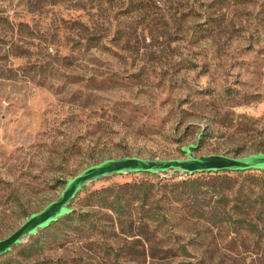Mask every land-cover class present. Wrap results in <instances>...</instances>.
Masks as SVG:
<instances>
[{
  "label": "rangeland",
  "instance_id": "1",
  "mask_svg": "<svg viewBox=\"0 0 264 264\" xmlns=\"http://www.w3.org/2000/svg\"><path fill=\"white\" fill-rule=\"evenodd\" d=\"M197 143L198 157L264 152V0H0V240L92 165L182 159ZM198 174L92 181L71 202L72 218L38 230L0 264H110L88 258L98 249L86 247L94 237L80 231V215L106 226L103 242L122 243L100 207L113 193L96 191L139 181L155 185L159 230L189 243V259L216 263L220 239L161 186Z\"/></svg>",
  "mask_w": 264,
  "mask_h": 264
},
{
  "label": "trees",
  "instance_id": "2",
  "mask_svg": "<svg viewBox=\"0 0 264 264\" xmlns=\"http://www.w3.org/2000/svg\"><path fill=\"white\" fill-rule=\"evenodd\" d=\"M187 176L178 181L175 175L164 177L161 186L167 199L184 202L189 208L187 216L204 223L211 229L213 240L218 237L222 242V256L211 264H264V171H222ZM152 186L154 183L139 181L96 191L113 193L114 199L100 207L112 212L104 213L110 225L107 227H111L114 237L122 236L123 242H103L100 238H104L102 234L106 231L102 228L106 226H100L91 212L81 214L80 231H88L94 237L85 245L97 248L98 252L93 257L86 253L77 258L83 261V257L101 259L110 264H207L203 259H189L192 256L189 243L159 230L162 221L156 212L157 201L153 199L150 203L152 194L155 195ZM116 199L125 200L128 206L137 203L143 208V214L134 217L124 205L116 206ZM73 214L74 209L64 217L69 219Z\"/></svg>",
  "mask_w": 264,
  "mask_h": 264
},
{
  "label": "water",
  "instance_id": "3",
  "mask_svg": "<svg viewBox=\"0 0 264 264\" xmlns=\"http://www.w3.org/2000/svg\"><path fill=\"white\" fill-rule=\"evenodd\" d=\"M199 143L184 148L187 153L182 159H144L140 157H123L108 159L92 165L68 180L65 189L58 199L51 202L44 209L30 215L21 226L8 237L0 240V256L10 252L14 246L24 243L26 239L35 235L38 230L48 228L60 218L72 211L71 202L88 183L104 177L126 173H151L163 175L217 173L222 171L245 172L250 170H264V152L250 154L244 157H231L224 154L196 156L193 149Z\"/></svg>",
  "mask_w": 264,
  "mask_h": 264
}]
</instances>
